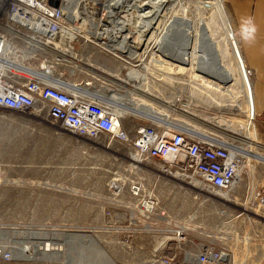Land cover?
I'll use <instances>...</instances> for the list:
<instances>
[{"label": "rangeland", "instance_id": "1", "mask_svg": "<svg viewBox=\"0 0 264 264\" xmlns=\"http://www.w3.org/2000/svg\"><path fill=\"white\" fill-rule=\"evenodd\" d=\"M160 13L167 15L169 21L165 25V22L155 25V48L163 38L165 42L169 38L167 45L176 50L181 47L184 51H178L172 57L175 62L155 58L156 66L164 65L162 67L170 76L182 82L177 85L181 94L176 93L174 98L166 88L162 93L163 88L158 85L159 100L188 101L192 104L190 112L203 117V122L221 117L237 126V131H241V127L247 129L245 133L253 135L264 150L254 132L252 116L249 117L247 112L252 93V80L247 70L245 77L249 87L237 76V80L229 84L231 91L223 92L208 74L197 71L192 65L195 54L191 52L203 48L238 73L234 49H239L240 45L223 0H167ZM209 38L215 44H211ZM96 60L99 65L107 63L103 57L97 56ZM66 69L69 76L65 78L69 81L86 78L84 73L80 77ZM166 71H162L163 74H167ZM142 77L146 80V72ZM147 83L150 89L147 91L155 94V85ZM181 112L179 109L172 113L183 115ZM134 121L126 120L127 127L130 128ZM193 122L201 130L203 128V135L206 132L223 135L209 122V125ZM208 134L205 136H212ZM243 136L237 138L243 140ZM137 158L139 156L130 154L123 144L112 142L109 146L102 139L77 136L45 116L0 109V162L5 165L3 182H0V228L5 227V231H8L7 227L23 229H15V238H25L28 234L33 242L41 233L42 237H52L62 246L60 253L37 254L39 257L35 255L32 260L19 258L12 264H164L155 260L151 252L156 239L150 231L151 226L125 233L115 229L109 232L96 230L91 237L76 232L87 230L85 224L93 208L109 203L131 208L129 187L132 182L139 181L147 187L154 184L152 173L146 170L155 169L163 162L147 160L142 165H132ZM160 179L161 186L170 181L178 187L172 196H167L166 189L162 191L161 187L157 192L159 206L169 216L160 229L163 228L164 233L167 230L185 231L186 242L180 243L179 247L170 244L171 249L175 247L178 258L182 260L189 251L192 258L188 261L196 264L201 245L212 243L229 254V259L224 260L227 263L264 264V210L257 198L258 192L264 190V163L257 162L254 169L251 165L245 169L243 181H239L234 190L236 197L229 203L219 204L211 194H206L207 190L199 194L187 183H178L179 178L160 174ZM248 185L253 190L251 194L247 193ZM130 216L142 219L137 212H130ZM151 220L149 218L147 222ZM123 234H133V237L126 242ZM169 236L176 237L169 233L155 241L163 254L168 252L164 242L170 239Z\"/></svg>", "mask_w": 264, "mask_h": 264}, {"label": "built area", "instance_id": "2", "mask_svg": "<svg viewBox=\"0 0 264 264\" xmlns=\"http://www.w3.org/2000/svg\"><path fill=\"white\" fill-rule=\"evenodd\" d=\"M157 1L94 0L93 13H96V18H104V25L88 26L83 33L78 21L84 18L76 17V12H72L73 0H0V109L45 116L77 136L102 139L109 146L112 142L123 144L142 162H163L156 170L151 169L150 176L155 181L150 185L151 189L142 182H132L129 187L131 208L114 203L93 208L85 224L87 230L76 231L84 236L91 237L96 230L109 232L115 229L118 233H125L151 226L150 231L155 238L171 233L179 238L180 243L186 242L184 230H167L164 233V229H160L169 216L158 215L162 208L157 192L161 187L162 191L166 189L167 196H172L178 188L170 181L161 186L160 174L169 177L178 175L183 183L217 195L235 188L242 169L245 172L250 165L236 148H231L222 140L194 131L191 133L156 119L154 121L138 111L132 115L129 109L119 104L117 97L111 100L94 95L84 86L94 81L91 69L85 70L69 63L67 56L75 53L92 68L98 64L96 59L99 56L107 62L105 69L109 70V65L114 64L124 72L128 71L132 78L127 80V90L120 94L127 97L130 90L142 84L143 80L136 76L141 69L148 70L145 82L158 84L171 95L181 94L177 85L182 82L163 74L155 65V40L151 41V45L148 41L146 45L128 44L124 39L127 34L125 21L129 14L147 25V37L154 34ZM148 20L153 24L148 25ZM66 68L76 76L86 74V78L77 79L84 88L74 89L64 85L63 79L69 76ZM246 69L252 80L254 71L249 67ZM87 86L92 87V84ZM128 119L135 120L130 128L126 125ZM4 166L0 162V182ZM141 170L144 172L146 169ZM257 198L264 210V190L258 192ZM126 209L137 212L142 219H133ZM149 218L152 219L150 223L147 222ZM4 229L0 228V262L12 264L19 258L26 259L28 255L22 249L26 245L49 253L62 251L60 243L52 237H42L40 233L33 242L28 234L24 235L25 238L16 239L15 229ZM161 233L165 235H159ZM132 235L123 234L126 242ZM152 246L151 252L157 261L191 264L186 254L182 260L177 257L178 253L173 257L160 256L155 251L156 246ZM223 253L215 244L204 243L196 254V264H230L224 261Z\"/></svg>", "mask_w": 264, "mask_h": 264}, {"label": "bare ground", "instance_id": "3", "mask_svg": "<svg viewBox=\"0 0 264 264\" xmlns=\"http://www.w3.org/2000/svg\"><path fill=\"white\" fill-rule=\"evenodd\" d=\"M165 1H167V0H159V1L155 2V25L157 23L159 24L160 22H165L164 23V25H165L169 21V17L167 15L166 16L160 15L161 14L160 12L162 10V7H163V4ZM93 2H94V0H73V4L71 6L72 12H76V15H75L76 17H79V18L83 17L84 18V20L79 19L80 21H78L79 25L81 26L80 31L83 33L85 32V30H87L88 26L89 27H94V26L96 27V26H98V24L104 25L103 24L104 18H96V13H93V9H92L93 8V4H92ZM168 15H169V13H168ZM127 16H128L127 20L125 21L127 23V25H126L127 34H126V37L124 38L125 41L128 44H130L132 42L146 44L149 41V44L151 45V41L155 40V35H154L155 32H154V34L151 35L152 37L151 36L147 37L146 36V34H148V27H146L147 25L144 24V22L143 23L139 22L137 17H135L134 15L129 14ZM116 23L119 25L118 22H116ZM113 24L115 25V22ZM117 24H116V26H118ZM147 24L150 25L153 23L151 20H148ZM155 25H154V28H155ZM156 27H159V26H156ZM152 30H153V28H152ZM161 30L162 29L160 28L159 33L162 32ZM154 31H155V29H154ZM166 40H167V42H169V38ZM167 42H165V39L163 38L161 40L160 44H156L155 58L158 57V59L162 60V61L168 62V61L172 60L173 62H175L174 58H172V57H174L177 54L178 50L171 48L169 45H167ZM209 42L211 44H215V41L213 39H210V38H209ZM233 42H234V44H236V40L234 39V36H233ZM234 53H236V56H237V63H238L237 72L238 73H236L227 64H224L218 58L214 59L212 57V55L203 48L196 49L195 51L191 52L192 55L195 54V56L192 59L193 60L192 65H193L194 69H196L197 71H199L203 74H208V76L211 78V80L215 82V84L217 85V87H219V89L221 91L230 92L231 90H230L229 84L231 82L237 80V76H240L241 78H243L244 82L247 81V78L245 77L246 66H245V62H244L243 56L241 54L240 48L238 49L237 47H235ZM67 57H68L69 63L76 64L77 67H83L85 70H87V68L91 69V71L93 73L94 81H93V83L92 82L85 83L84 86H86V88L89 89L94 95L103 98L104 93H103L102 89L96 90V92L93 91V85L95 82H101V83L103 82V76L105 74L103 67L99 64L93 63L94 67L91 68V67L87 66V62L83 61L80 57H77V55L75 53H70V55H68ZM149 61H152V60H149ZM146 70L147 69H141L142 72H147L148 70L147 71ZM63 82H64V85L71 86L74 89L84 88L83 86H81L79 84V82H77V80L76 81H69L67 79H65V80L63 79ZM87 84L88 85L92 84V87L87 86ZM246 86L249 87L248 82H246ZM141 99H143V101L147 102V101H149L150 97L144 93L143 96H141ZM179 101L180 100H178V102L176 101L177 106H176L175 110L176 111L179 109H180V111L182 110L183 112H181V113L183 115L170 114L172 116L175 124H176L173 126L177 127V128H181V129L188 131V132H191V133H193L192 131L196 132L197 134L204 133L205 131H202L203 128L201 130L200 127L197 124H195L193 121L196 120V121H199V122L204 123V124H207L209 121H207L205 119L207 121V123L203 122V120H202L203 117L198 116L196 113L194 114V113L190 112V110L192 109L190 102H188V101H180L179 102ZM250 106H251L250 110H247V112L249 113L248 116L252 115V113H253L251 95H250ZM27 115L32 116L33 114H27ZM189 118L194 119V120L191 121ZM150 119H152V117H150ZM209 123L212 124V128H215L217 130V132L223 134V135H221V134L209 132V134L212 135L211 137H213L214 139H217V140L224 141L231 148H236L245 158H247V160L249 161V164L252 166L253 169L255 168V165L257 162L264 163V150L261 149V145H259L257 143V141L253 135H251L249 133L248 134L245 133V132H248L247 129H243L241 127V128H239V130H241V131H237V128H238L237 126H235L234 124L227 123V121L221 117H215L213 119V121H211ZM251 123L253 126V117L251 119ZM207 125H209V124H207ZM206 134H208V133L206 132L205 135ZM236 135L237 136L238 135L239 136L245 135V136H243V138H244L243 140H240L239 138H237ZM83 138H86V137H83ZM88 139H90V138H88ZM132 163H133V165H141L142 161L139 157V158H137L136 161H133ZM243 177H244V168L242 169L241 177H240V179H238V182H237V185L235 186V188H233L232 190H230L228 192L218 193L217 195L214 193L213 196H212L213 193H211L208 190L206 194H208V195L211 194V197L218 200L219 202H224V203L232 202V201H234L235 194H236L234 192V190L236 189L237 186H239V181L240 182L243 181ZM175 178H179L178 180H180V183L183 184V179L181 177L176 175V176H174V179ZM1 182H3V180H1ZM177 182H179V181H177ZM187 186L194 188L197 191V193H200V194L206 192V191L202 190L201 188L195 187V185H193V184L187 185ZM247 191H248L247 192L248 194H251V192L253 191L252 188L249 187V185H248ZM232 192H234V193H232ZM254 193L257 194V191ZM255 197H256V195H254L253 198H255ZM253 198L250 201H248V204L253 201ZM245 210L247 211L248 209H245ZM244 211H241L242 212L241 215H244ZM246 214L249 215L248 213H246ZM158 215L162 216V215H166V213L163 210L162 211L160 210L158 212ZM2 228H5V227H2ZM7 228L23 230V229H20L18 227H7ZM169 238L170 239L165 243L164 247H167L170 240H174V241L180 243L178 237L169 236ZM22 249L25 253H27L28 257H26V256L25 257L28 260L34 259L35 258L34 256L37 254H40L42 256H46V255L51 254L49 252H45L44 250L41 251L39 247L37 248L35 246V248H34L31 245H26L25 247H22ZM61 249H62V246H61ZM60 252H62V251H60ZM60 252H55V253H60ZM163 252L164 251L162 249L158 255L166 256V257H173L175 254H177V253H168V252H167V254H165V253L163 254ZM31 254H33L32 257H31ZM191 256H192L191 253L186 252V257H187L186 259H188V260L191 259L192 258ZM46 258L47 257H45V259ZM223 259L224 260L229 259V254L224 252L223 253Z\"/></svg>", "mask_w": 264, "mask_h": 264}, {"label": "crops", "instance_id": "4", "mask_svg": "<svg viewBox=\"0 0 264 264\" xmlns=\"http://www.w3.org/2000/svg\"><path fill=\"white\" fill-rule=\"evenodd\" d=\"M223 2L227 8V16L230 24L238 38L245 66L254 71V76L251 81L252 93L250 94L253 113L249 117H253L254 132L260 140V143L264 146V0H223ZM101 66L105 71L103 82L94 83V92L102 89L104 93L103 98L107 97L112 100L117 97L119 104L129 109V113L132 115L138 111L152 117L154 121L156 119L171 126L176 125L170 115L174 114L172 112L176 111V99H170L169 101L159 100L161 97L156 93L158 92V84L155 85V94L149 93L147 91L150 90L147 85L148 83L145 82L146 80L142 77L145 75V72L140 71L136 73V76L143 80L142 84L130 90L129 97H127L126 95L120 94L127 90V80L132 78L130 74H127L128 71H125V73L114 64L109 65V70L105 69L104 65ZM162 66L164 65H159V68L165 72L166 70H164ZM166 72L170 75L168 70ZM146 73H148V71ZM145 79H147V77ZM151 85L153 86V84ZM164 89L165 88H163L162 93L165 91ZM144 93L150 97L147 102L141 99ZM174 97L175 95H173L172 98ZM157 166H159V164L155 166V170ZM149 173L151 174V170ZM241 194L242 193H239V195ZM163 211L167 213L165 210ZM165 243L166 242H164V245ZM171 243L175 244L177 247L180 246V243L170 240L169 246H167L168 253H177L174 249L175 247L171 249ZM156 248L155 251L159 254L161 248L159 249L158 244ZM187 253L191 252L187 251Z\"/></svg>", "mask_w": 264, "mask_h": 264}, {"label": "water", "instance_id": "5", "mask_svg": "<svg viewBox=\"0 0 264 264\" xmlns=\"http://www.w3.org/2000/svg\"><path fill=\"white\" fill-rule=\"evenodd\" d=\"M179 45H177V47H178ZM182 46V45H181ZM180 53H183V49H181V47L179 48V50H178ZM181 55V54H180Z\"/></svg>", "mask_w": 264, "mask_h": 264}]
</instances>
